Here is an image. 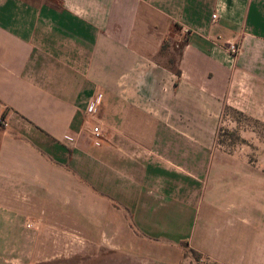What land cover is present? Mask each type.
<instances>
[{
	"label": "crops",
	"instance_id": "obj_1",
	"mask_svg": "<svg viewBox=\"0 0 264 264\" xmlns=\"http://www.w3.org/2000/svg\"><path fill=\"white\" fill-rule=\"evenodd\" d=\"M181 28L171 70L159 60ZM225 107L264 125V0H0V221L19 243L75 232L113 259L185 243L259 264L264 157L186 122L205 111L214 127Z\"/></svg>",
	"mask_w": 264,
	"mask_h": 264
},
{
	"label": "rangeland",
	"instance_id": "obj_2",
	"mask_svg": "<svg viewBox=\"0 0 264 264\" xmlns=\"http://www.w3.org/2000/svg\"><path fill=\"white\" fill-rule=\"evenodd\" d=\"M184 43V36L179 34L178 38H176V40L172 42L173 46L168 50L167 53L162 56L159 62L166 66V68L168 67L171 70H174L175 63L180 56V51ZM191 116L192 115L190 114L189 117L186 116V118H190ZM194 117L198 119V131L196 132L198 135V137H196L197 139L212 140L216 142V146H218L215 147L216 149L222 150L226 153H233L234 151L236 152L237 149L242 147L243 149L249 151L248 155L250 156V160H254L258 157H264V130L261 127L254 125L253 123H242L243 125L239 132V135L241 139L244 140V143H237L236 145H233L234 147H232L229 142L224 145H220L218 140V133L220 129L226 128L230 131L236 129V124H230L228 122L229 120L232 121L231 118L225 117L222 112V115L218 118L217 123L214 124L213 127V124L211 122L208 123L210 120L208 119V114L205 111L203 113V116H201V114L198 116L193 115L191 121L189 119V121L187 120L186 122L188 124L189 122L196 123V121L193 120ZM185 124L186 123L183 122L184 126L187 125ZM187 129H189V127ZM153 132L151 133L152 135L157 134L156 131ZM184 133L189 134L190 132L184 131ZM229 145L231 147H228ZM195 151L196 150H194V153ZM190 152V148H183V153L185 157L186 155H189ZM208 152H211V149H207L206 147L200 146V148L198 149L197 158L199 160L203 156L208 158ZM193 155L195 156L196 154ZM187 166L190 165L187 164ZM205 166V164L200 165V168H203ZM222 176L223 171L221 170L219 178L221 179ZM209 184L210 182L207 186L200 184V190L202 189L201 187H206V189H209ZM207 193L208 192H204L203 207L207 205ZM8 209L10 210L11 208L8 207ZM11 213L12 215L14 214L13 212ZM217 222L212 223L211 226H218L219 229H221V219H219V221ZM2 223L3 221L1 220L0 264H219L212 260L202 257L197 252L182 245L168 249V251L171 252L170 259H158L154 256L155 253L152 254L150 259H146L144 261L137 259L131 260L129 258L122 257L113 259L109 254L99 251L96 247L93 246L92 243H88V241H86L82 236L78 235L75 232L70 233L71 236L67 238L62 235L55 236L54 240L52 241L49 238L50 241L47 244L41 243L38 245L37 243H35V241L31 242L32 239H30V237L22 240V242L19 243L18 224H16V227H5ZM30 228L31 227L29 222L26 224L24 223L23 229L25 231H32ZM213 232L214 231L211 232V235H213ZM217 239L219 241V238ZM261 246L264 249V242L261 244ZM179 250L181 251V256H179ZM258 263L264 264V252L261 257V260Z\"/></svg>",
	"mask_w": 264,
	"mask_h": 264
},
{
	"label": "trees",
	"instance_id": "obj_3",
	"mask_svg": "<svg viewBox=\"0 0 264 264\" xmlns=\"http://www.w3.org/2000/svg\"><path fill=\"white\" fill-rule=\"evenodd\" d=\"M163 48H165V46L162 47V50H163ZM175 75L178 76L179 72H176ZM223 115L225 117H229L232 119V121L236 124V129L233 131H230L226 128L220 129L219 133H218V136H219L218 140H219L220 145H224L227 142H229L230 145H232V147H234L233 145H236L237 143H244V140L241 139V137L239 135V132H240L242 125H243L242 123H245V124L246 123H253L254 125H257L264 130L263 124H261L257 121H254V120L250 119L249 117H247L246 115H244V114H242V113H240L234 109H231L229 107L224 108ZM230 145L228 147H231ZM181 245L187 247V245L185 243H181Z\"/></svg>",
	"mask_w": 264,
	"mask_h": 264
},
{
	"label": "built area",
	"instance_id": "obj_4",
	"mask_svg": "<svg viewBox=\"0 0 264 264\" xmlns=\"http://www.w3.org/2000/svg\"><path fill=\"white\" fill-rule=\"evenodd\" d=\"M217 16L213 15L212 19H216ZM188 33V30H185L184 28H181V35L185 36ZM226 51L227 53L231 56V57H235L238 52H239V47L236 43H227L226 46ZM95 110V105L94 103H92L89 107H88V113H93ZM90 135L95 139V140H99L102 138V131L100 129L99 125H96L94 127H92L90 129Z\"/></svg>",
	"mask_w": 264,
	"mask_h": 264
}]
</instances>
